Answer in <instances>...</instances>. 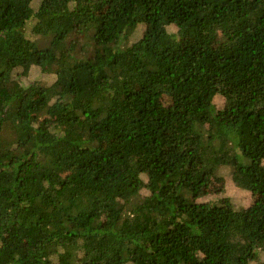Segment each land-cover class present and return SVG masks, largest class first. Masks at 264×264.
<instances>
[{"label": "trees", "instance_id": "obj_1", "mask_svg": "<svg viewBox=\"0 0 264 264\" xmlns=\"http://www.w3.org/2000/svg\"><path fill=\"white\" fill-rule=\"evenodd\" d=\"M0 264H264V0H0Z\"/></svg>", "mask_w": 264, "mask_h": 264}, {"label": "rangeland", "instance_id": "obj_2", "mask_svg": "<svg viewBox=\"0 0 264 264\" xmlns=\"http://www.w3.org/2000/svg\"><path fill=\"white\" fill-rule=\"evenodd\" d=\"M164 96L165 99H167L169 102L171 101L170 97H169V93L167 91L164 92ZM218 180H222V179H218ZM236 194H238V196H241L242 192L240 190H235ZM251 202L253 204H255L256 202H258V197L257 196H252Z\"/></svg>", "mask_w": 264, "mask_h": 264}]
</instances>
